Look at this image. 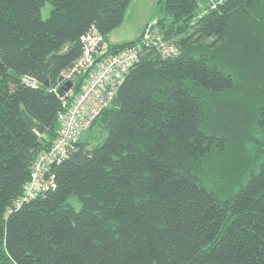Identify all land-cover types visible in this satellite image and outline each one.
Here are the masks:
<instances>
[{"label": "trees", "instance_id": "16d2710c", "mask_svg": "<svg viewBox=\"0 0 264 264\" xmlns=\"http://www.w3.org/2000/svg\"><path fill=\"white\" fill-rule=\"evenodd\" d=\"M129 1L0 0V264H264V0H156L150 30L109 40L141 46L83 130L101 137L82 132L48 162L54 186L15 204L61 125L49 88Z\"/></svg>", "mask_w": 264, "mask_h": 264}, {"label": "built area", "instance_id": "2783aa9c", "mask_svg": "<svg viewBox=\"0 0 264 264\" xmlns=\"http://www.w3.org/2000/svg\"><path fill=\"white\" fill-rule=\"evenodd\" d=\"M223 1L207 0V4L214 7ZM80 43V54L61 72L63 92L59 93L56 88H49L58 94L65 107L60 113L61 125L57 136L50 149L42 152L34 161L30 179L23 185L22 194L14 200L16 205L54 186L52 175L45 176L48 162L54 157L65 156L80 131L90 124L102 107L108 104L130 67L138 60L141 46L140 42H135L111 50L109 39L105 38L95 23H91L81 34ZM154 43L163 56L176 53V46L172 42L156 37ZM78 72L84 74V80L80 88L72 92V79ZM65 80H71V85L67 88L63 87Z\"/></svg>", "mask_w": 264, "mask_h": 264}, {"label": "rangeland", "instance_id": "374dc122", "mask_svg": "<svg viewBox=\"0 0 264 264\" xmlns=\"http://www.w3.org/2000/svg\"><path fill=\"white\" fill-rule=\"evenodd\" d=\"M155 1L156 0H130L125 8L121 22L108 32L107 36L109 40L119 43L135 39L147 23H149V25L152 23V15L155 12ZM49 8L50 4L45 1L41 6L42 17L48 15ZM101 132L99 128L88 129L83 132L81 137L84 138L88 136L89 142L94 143L101 137ZM230 186H232V184H230Z\"/></svg>", "mask_w": 264, "mask_h": 264}, {"label": "water", "instance_id": "95a60500", "mask_svg": "<svg viewBox=\"0 0 264 264\" xmlns=\"http://www.w3.org/2000/svg\"><path fill=\"white\" fill-rule=\"evenodd\" d=\"M152 26H153V24L151 23V24L148 26V30H150ZM59 78H60V76H59ZM70 85H71V80H66V81L64 82L63 87H64V88H67V87L70 86Z\"/></svg>", "mask_w": 264, "mask_h": 264}, {"label": "bare ground", "instance_id": "6f19581e", "mask_svg": "<svg viewBox=\"0 0 264 264\" xmlns=\"http://www.w3.org/2000/svg\"><path fill=\"white\" fill-rule=\"evenodd\" d=\"M61 79H62V74L60 75L59 80H61ZM65 81H66V80H65ZM65 81H64V82H65ZM61 89H62V88H61ZM62 92H63V89L59 91V93H62ZM88 126H89V125H88ZM88 126H87V127H88ZM87 127H85L84 129H86ZM84 129H82V130L80 131L79 136L81 135V133L83 132ZM57 133H58V131H57ZM56 136H57V135H56ZM56 136H55V138H56ZM79 136H78V137H79ZM55 138H54V139H55ZM49 162H50V161H49Z\"/></svg>", "mask_w": 264, "mask_h": 264}, {"label": "crops", "instance_id": "0c3cea01", "mask_svg": "<svg viewBox=\"0 0 264 264\" xmlns=\"http://www.w3.org/2000/svg\"><path fill=\"white\" fill-rule=\"evenodd\" d=\"M109 39V38H108Z\"/></svg>", "mask_w": 264, "mask_h": 264}]
</instances>
